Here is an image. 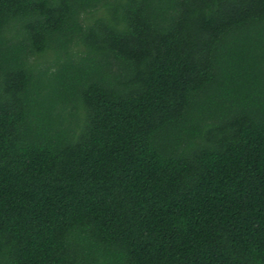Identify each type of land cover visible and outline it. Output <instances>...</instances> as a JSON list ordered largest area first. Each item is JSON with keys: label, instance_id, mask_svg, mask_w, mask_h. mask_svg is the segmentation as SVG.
<instances>
[{"label": "trees", "instance_id": "1", "mask_svg": "<svg viewBox=\"0 0 264 264\" xmlns=\"http://www.w3.org/2000/svg\"><path fill=\"white\" fill-rule=\"evenodd\" d=\"M0 264H264V0H0Z\"/></svg>", "mask_w": 264, "mask_h": 264}]
</instances>
